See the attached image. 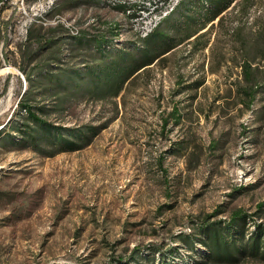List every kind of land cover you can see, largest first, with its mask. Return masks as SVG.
Masks as SVG:
<instances>
[{"label":"rangeland","instance_id":"1","mask_svg":"<svg viewBox=\"0 0 264 264\" xmlns=\"http://www.w3.org/2000/svg\"><path fill=\"white\" fill-rule=\"evenodd\" d=\"M237 1L116 97L35 89L44 117L101 127L84 148L47 156L13 128L26 75L41 78L39 62H98L74 36H136L104 0H0V264H229L206 261L201 224L240 208L255 214L249 232L264 220V0Z\"/></svg>","mask_w":264,"mask_h":264},{"label":"trees","instance_id":"2","mask_svg":"<svg viewBox=\"0 0 264 264\" xmlns=\"http://www.w3.org/2000/svg\"><path fill=\"white\" fill-rule=\"evenodd\" d=\"M235 1L182 0L144 38L125 40L120 37L119 26L111 27V30L105 33L74 36L73 39L77 45L95 52L98 62L94 64L84 62V65L72 66L69 70L56 68L60 66H52L49 69L47 64L39 62L37 68L41 78L34 80L29 74L26 75L29 86L19 101L26 114L22 116L23 122L13 126L21 136L23 146L31 147L47 156L62 151H75L90 144L101 129L99 126H65L44 117L42 115L44 108L34 106L31 102L33 99L31 95L36 92L35 89H40L39 93L51 89H65L94 99L116 97L124 89L125 84L140 70L161 61L167 53L180 44L186 41H198L203 35L201 30L210 23L213 25V21L217 18L221 20L223 12ZM113 7L122 8L128 19L135 14L128 13V8L135 7L132 4H120ZM56 41V39H47L45 43ZM56 69L64 70L61 72L64 78L55 74ZM43 78L50 79V83H54L55 86L46 89L42 88V85L38 86L36 82L42 83ZM174 113L177 115L178 123L180 114L176 109ZM3 132H5L4 137L9 136V131H4L0 123V137L3 136ZM10 138V143L14 145L18 143L15 136L10 135ZM254 215L240 208L233 211L228 220L220 219L201 224V229L206 231L204 240L207 248V252L204 253L206 261L237 264L246 255L264 259V220L260 222L251 220L254 222V230L249 232L248 223ZM139 248L136 247L134 251ZM116 260L127 263L124 258H116ZM204 263L206 262L201 264Z\"/></svg>","mask_w":264,"mask_h":264},{"label":"bare ground","instance_id":"3","mask_svg":"<svg viewBox=\"0 0 264 264\" xmlns=\"http://www.w3.org/2000/svg\"><path fill=\"white\" fill-rule=\"evenodd\" d=\"M106 1L108 4L110 5H120V4H132L135 5L134 9L132 6V10L130 8H128V13L130 12H134L132 15V17H130L129 22H130V30L134 33V35L136 36V38H144L146 36H148L163 20V18L165 16H167L169 13H171L176 6L182 1V0H177L172 2V4L169 7V10H163L162 13L159 15L158 17V22H157V26H151V29L148 32H142L141 31V27L138 26L137 24V19H140L143 15V10H145V14H153L154 12H157L159 10V7L161 6V4L163 2L166 1H170V0H104ZM142 2V3H139ZM141 4V5H140ZM139 5V6H138ZM129 6V5H128ZM131 6V5H130ZM121 36V32L119 33Z\"/></svg>","mask_w":264,"mask_h":264},{"label":"built area","instance_id":"4","mask_svg":"<svg viewBox=\"0 0 264 264\" xmlns=\"http://www.w3.org/2000/svg\"><path fill=\"white\" fill-rule=\"evenodd\" d=\"M174 1L177 0L163 2L159 7V10L157 12H154L153 14H145V10H143L142 17L140 19H137V24L139 27H141V31L145 33L151 29V26H157L159 15L162 13L163 10H169L170 5ZM53 2L54 0H50V3Z\"/></svg>","mask_w":264,"mask_h":264},{"label":"crops","instance_id":"5","mask_svg":"<svg viewBox=\"0 0 264 264\" xmlns=\"http://www.w3.org/2000/svg\"><path fill=\"white\" fill-rule=\"evenodd\" d=\"M236 2H237V0L235 1V3H236ZM233 3H234V2H233ZM233 3H232V4H233ZM232 4H231V5H232ZM225 11H226V10H225ZM225 11H224V12H225ZM224 12H223V14H224ZM217 19H219V18H217ZM217 19H216V20H217ZM216 20H215V21H216ZM215 21H213V22H215Z\"/></svg>","mask_w":264,"mask_h":264}]
</instances>
